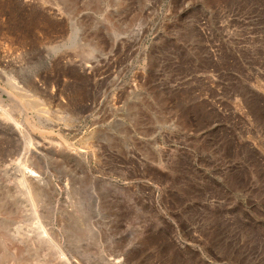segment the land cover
<instances>
[{"label": "rangeland", "instance_id": "374dc122", "mask_svg": "<svg viewBox=\"0 0 264 264\" xmlns=\"http://www.w3.org/2000/svg\"><path fill=\"white\" fill-rule=\"evenodd\" d=\"M0 264H264V0H0Z\"/></svg>", "mask_w": 264, "mask_h": 264}, {"label": "bare ground", "instance_id": "6f19581e", "mask_svg": "<svg viewBox=\"0 0 264 264\" xmlns=\"http://www.w3.org/2000/svg\"><path fill=\"white\" fill-rule=\"evenodd\" d=\"M28 168V167H27ZM29 169V168H28ZM30 170V169H29ZM32 170V169H31ZM26 172V171H25ZM36 173V172H35ZM34 175V172L33 171H31L30 173H28V172H26L25 173V176H33ZM38 175V174H37ZM23 176H24V173H23ZM34 179V178H33Z\"/></svg>", "mask_w": 264, "mask_h": 264}]
</instances>
